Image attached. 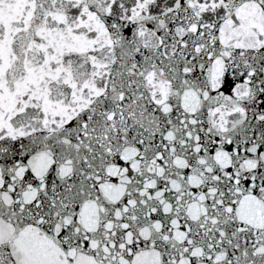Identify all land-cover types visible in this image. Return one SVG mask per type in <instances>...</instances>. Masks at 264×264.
Wrapping results in <instances>:
<instances>
[{"label": "snow or ice", "instance_id": "6c2138e0", "mask_svg": "<svg viewBox=\"0 0 264 264\" xmlns=\"http://www.w3.org/2000/svg\"><path fill=\"white\" fill-rule=\"evenodd\" d=\"M0 264H264V0H0Z\"/></svg>", "mask_w": 264, "mask_h": 264}]
</instances>
